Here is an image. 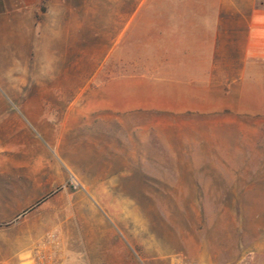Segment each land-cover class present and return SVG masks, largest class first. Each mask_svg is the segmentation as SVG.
<instances>
[{
	"label": "rangeland",
	"instance_id": "obj_1",
	"mask_svg": "<svg viewBox=\"0 0 264 264\" xmlns=\"http://www.w3.org/2000/svg\"><path fill=\"white\" fill-rule=\"evenodd\" d=\"M222 2L0 0V105L21 121L0 128L26 145L19 155H46L63 176L40 242H53L57 263L197 264L190 254L219 216L241 234L257 228L264 247V127L244 129L241 150L199 144L215 135L202 124L211 113L196 111L202 83H186L203 75L202 49L190 57L160 38ZM216 60L212 75L232 74ZM213 169L238 190L205 191Z\"/></svg>",
	"mask_w": 264,
	"mask_h": 264
},
{
	"label": "crops",
	"instance_id": "obj_2",
	"mask_svg": "<svg viewBox=\"0 0 264 264\" xmlns=\"http://www.w3.org/2000/svg\"><path fill=\"white\" fill-rule=\"evenodd\" d=\"M172 21L177 22L176 19ZM188 22L185 31L171 30L160 38H170L169 46L176 48L178 53V49L187 48L190 57H194L195 48L202 49L197 52L207 65L203 75L196 76L194 70L192 75H187L186 83L189 86L202 83L204 96H209L208 102L204 100L202 108L196 111L211 113L210 120L205 118L202 124L205 128L215 129V135L205 133L197 142L204 146L238 144L241 150L243 143L249 142L243 137L244 129L264 127V91L259 89L260 82L261 85L264 82V7H259L256 0H223L221 6L204 9L202 14H197ZM162 46L168 45L165 43ZM216 59L229 64L232 74L212 75L210 65L216 64ZM154 80L161 82L164 78L156 77ZM171 80L179 83L181 78L175 75ZM9 108L8 105H0V122L4 119L21 122L17 115L10 114ZM212 113L219 116L215 117ZM123 122L127 126L131 124L130 120ZM134 127L140 128L141 125L135 123ZM228 128L235 129L234 135H219L220 129L227 131ZM5 130L0 128V264H32L35 251L52 223V217L45 214L50 207L46 198L57 191L63 176L46 155H19L20 151H27L26 145H20L19 138ZM219 150L216 152L220 154ZM208 175L212 178L203 183L205 191L238 190L226 187L221 172L213 169ZM246 190H252V187ZM208 224L210 228L205 233L208 235L205 249L190 254L194 262L259 263L258 257L264 255V247L260 245L257 228L254 232L241 234V230H236L232 223V226H227L220 216L210 218ZM244 239L249 242L244 244ZM122 260L125 264V259ZM57 264L67 263L61 260ZM74 264L83 263L78 261Z\"/></svg>",
	"mask_w": 264,
	"mask_h": 264
},
{
	"label": "built area",
	"instance_id": "obj_3",
	"mask_svg": "<svg viewBox=\"0 0 264 264\" xmlns=\"http://www.w3.org/2000/svg\"><path fill=\"white\" fill-rule=\"evenodd\" d=\"M52 244L51 241L41 243L35 251L32 264H57L55 255L50 250Z\"/></svg>",
	"mask_w": 264,
	"mask_h": 264
}]
</instances>
